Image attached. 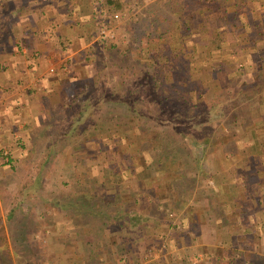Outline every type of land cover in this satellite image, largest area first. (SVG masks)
<instances>
[{
	"label": "rangeland",
	"instance_id": "rangeland-1",
	"mask_svg": "<svg viewBox=\"0 0 264 264\" xmlns=\"http://www.w3.org/2000/svg\"><path fill=\"white\" fill-rule=\"evenodd\" d=\"M108 1L92 0V11L99 4L110 13L120 15V19L112 24L116 38L108 42L100 41L94 22L93 36L89 39L91 48L82 57L85 69L67 77L65 89L68 102L50 105L46 111L32 107L28 115L30 125L27 138L18 142L12 166L0 167V244H9L7 251L0 248V264H91L89 250L83 248L84 245L79 247L86 230L81 238L75 232L74 219L79 211L75 207L56 209L52 202L56 194L61 201H70L75 195L95 194L113 202L116 200H112L111 195L119 191L114 187L122 180L127 189L121 191L128 196L127 200H130L131 192L135 198H143L140 202L143 206L137 207L138 210L146 212L145 208L154 204L153 211L158 206L160 213L156 214L154 221L143 223L145 228L141 235L145 243L141 241L136 245L129 240L127 244L122 241L124 233L107 229L104 239V243H108L107 249H114L119 244L126 245L131 252L135 250L134 255H144L143 264L150 261L147 253H158L162 249L163 252L165 249L175 250L180 264H264V232L233 233L234 229H228L221 238L224 244L211 250L214 257L207 258L209 262L206 263L199 215L191 216L196 228L185 234L183 228H173V219L177 218L172 210L167 211L168 199L173 205L177 198H174V193L180 197L181 192H187L193 199L200 197L203 182L200 183L193 176L199 172L203 174L204 168L199 169V164L214 153L215 148L194 146L191 143L195 142V137H198V142L206 139L209 143L213 141L216 142L214 145H221L228 132L223 131L225 134L221 135L215 129H219V126L231 129L230 125L235 122L232 112L236 106L233 108L229 102L230 110L226 107L222 118H218L223 122L204 118L200 122L201 127L207 128L204 131L200 126L185 124L188 127L183 131L187 136L186 146L190 145L189 149L182 150L185 147L184 135L177 133L173 129L174 122L172 124L170 121V117L176 116L174 109L180 105L190 103L198 111L209 108L214 99L232 101L231 88H224L225 79L214 66L217 57L211 55V45L219 40L221 47H232L233 32L220 33L213 26L216 19L212 22L209 18L191 20L198 31L193 33L194 36L187 33L182 43L185 59L189 63L172 58L166 65L150 66L148 46L149 43L159 42L160 35L156 29L158 23L148 8L161 0H141L140 5L131 2L122 11L105 5ZM168 28L169 24L164 23L163 36ZM136 37L144 44H139ZM199 43L204 45L203 51ZM179 45L178 42L174 47L178 48ZM63 52L67 54L66 50ZM240 69L243 71H238L234 76L236 85L248 81L245 77L247 70L242 66ZM125 97L130 100L129 104L119 101ZM133 106H136L138 114L132 113ZM84 108L85 119L73 125L72 122ZM64 134L68 135L64 137ZM181 162L186 169H192L185 178ZM142 166L154 167L152 178L145 181L143 190L136 175L137 169ZM159 171L163 175L155 176ZM176 175L181 178L177 181L170 178ZM76 200L77 197L73 199ZM82 223L87 224V230L93 224L96 230L101 224L98 218L88 216ZM90 234L93 232L89 231V236L85 238L88 241L92 240ZM187 238H192L194 244H198L195 245L197 250L186 247ZM117 251L114 262L100 259L98 264H125L122 261L124 256L121 257L125 253L120 249ZM201 252L203 256L199 255ZM222 253L226 255L224 259ZM137 259L141 257L137 256Z\"/></svg>",
	"mask_w": 264,
	"mask_h": 264
},
{
	"label": "crops",
	"instance_id": "crops-1",
	"mask_svg": "<svg viewBox=\"0 0 264 264\" xmlns=\"http://www.w3.org/2000/svg\"><path fill=\"white\" fill-rule=\"evenodd\" d=\"M213 2L219 7L213 26L222 34H234L232 47H221L217 40L209 54L217 57L216 71L225 79L224 88H231L232 101L237 102L232 112L236 123L224 130L228 134L221 145H200L215 148L199 164L203 174L193 176L203 182L200 197L174 193V204L170 199L166 202L167 211L172 210L177 218L173 219V228H183L185 234L196 228L191 216L199 215L206 263L207 258L214 257L211 250L224 244L221 238L228 229H234L233 233L264 232V0ZM92 7V0H0V147L8 149L12 159L18 142L27 138L31 108L46 111L50 105L68 102L67 77L85 69L82 57L91 48L89 39L95 27ZM241 66L248 72V81L236 85L234 76ZM162 175L159 171L155 176ZM170 178L177 181L181 176ZM111 198L123 202L128 196L114 192ZM141 199L136 198L139 202ZM159 213L158 206L151 212L136 208V221L130 226L131 233L136 232V245L143 242L145 220L154 221ZM186 243L194 249L198 245L192 238ZM119 249L125 253L121 256L123 263L143 264L144 255H134L135 250L131 252L123 244L104 250L101 260L114 262V253ZM146 255L150 258L148 264H180L175 250L150 251Z\"/></svg>",
	"mask_w": 264,
	"mask_h": 264
},
{
	"label": "trees",
	"instance_id": "trees-1",
	"mask_svg": "<svg viewBox=\"0 0 264 264\" xmlns=\"http://www.w3.org/2000/svg\"><path fill=\"white\" fill-rule=\"evenodd\" d=\"M135 3L137 5L141 4V0H109L108 2L105 3V5L112 6L114 10L117 11H122L124 7L128 3ZM149 13L151 16L157 21L158 25L156 26L157 33L160 35L159 36V42H154V44L149 43V65L153 66L156 64H167L172 58L175 59L176 61H180L181 63L188 62L187 59H185V48L182 46V43L186 40L187 33L190 34L191 36H194L193 33L198 31V27L192 26L191 20L194 21H202V19L209 18V21L212 22L213 17H215V13H218L219 7L215 5L213 0H161L160 2H157L153 5L150 6ZM207 15V16H205ZM209 16V17H208ZM164 23L169 24V28L165 36L162 35V26ZM151 27V25H150ZM177 33V34H176ZM150 34V33H149ZM178 34L180 38H178ZM197 34V33H196ZM198 36V35H197ZM190 38V37H189ZM194 39V38H193ZM136 41L139 44H144L138 41L136 37ZM179 42V47L176 48V44ZM176 43V44H175ZM197 45V44H196ZM199 45H201L199 43ZM204 45H201L200 47L203 48ZM183 57V58H182ZM183 60V61H182ZM147 62V66H148ZM183 62V63H184ZM189 63V62H188ZM187 63V64H188ZM163 80L161 79V83ZM157 84H160L159 82ZM231 97V95H230ZM169 99L171 102L172 99ZM233 99V97H232ZM72 101V100H71ZM70 101V102H71ZM121 102H127L128 104L130 103V100L125 97L123 100H119ZM228 101L226 100H212L210 102V107L209 108H203L201 110H196L193 105L186 104V105H180L177 108H175V118L170 117V121L174 122L173 129L177 131V133L184 135V141L185 142V147H182V150L189 149V145L186 146L187 141L185 134L183 133L184 130H186L187 126H200L201 120L204 118H208L210 120H215L218 123L223 122L222 115L225 113L226 107L230 110L231 106L233 105V108L235 107V104L237 103L236 100ZM231 106H229V103ZM232 102V103H231ZM71 107H73V104H69ZM133 110V114H138L136 110V106L131 107ZM80 116L74 119L72 122L73 125H78L82 123V121L86 117V108L81 110L79 113ZM143 115V114H141ZM155 118V117H153ZM163 123L165 121L161 120ZM206 121V120H205ZM187 124V126H184ZM217 125V124H216ZM201 127V126H200ZM188 128V127H187ZM201 129L207 130V128L201 127ZM213 128H209L211 130ZM225 128L223 126H219V129H215V132H219L220 134L223 133ZM225 134V133H224ZM68 134H64L63 136H67ZM222 135V134H221ZM207 138V137H206ZM208 141L203 140L198 142V137H195V142L193 141L191 144L194 146H200L202 144L207 143ZM216 142L211 141L210 144L213 146ZM181 146L184 144H180ZM188 155V154H187ZM191 155V153L189 154ZM182 160V158H181ZM13 164V159L11 156L6 158L3 162L0 163L1 166H12ZM180 166L183 169V175H185L189 170H192L191 168L184 167L183 162L180 163ZM154 167H140L137 169V178H139V182L142 183V190L145 189L144 186L146 185V180L152 178V170ZM125 170V169H124ZM90 181L88 182V184ZM148 183V182H147ZM115 189H118V192H122V189H127L125 187V182L123 180L119 183H117ZM144 185V186H143ZM136 193V192H135ZM78 198V200L73 201L74 198ZM131 198L130 200H125V202H119V201H107L104 197L98 196L96 197L95 194L93 195H87V194H80V195H75L73 199L61 201V198L55 197V200L53 203V206L58 209V208H65V209H75L77 208L78 214L77 217H75L74 221L76 222L75 229L76 233L78 236L81 238L82 237V232H84V235L82 239H80L79 243L81 242L82 244L79 247L86 248L89 250L90 253V258L91 259V264H98V261L102 258V252L107 249L108 243H104V239L107 236V229H110L111 231H121L124 233L122 235V239L124 242H127L129 240L133 241L136 239L135 235L136 234L135 230L133 231V234L130 231V226L136 221V216H135V211L136 208H141V203L136 200L135 194L130 195ZM70 198V197H69ZM90 200L88 203L87 200ZM143 201V199H142ZM143 206V205H142ZM75 207V208H74ZM154 204H150V207H146L145 210L146 212H151L153 210ZM157 207V206H156ZM155 207V208H156ZM90 217H96L100 220L101 224L97 227L96 230L95 227L96 225L93 224L92 227L87 230V224L82 223L84 219ZM146 219V218H145ZM146 221V220H145ZM87 222V221H86ZM89 226V225H88ZM89 231L93 232V234H90L92 237V240L88 241L85 238L89 236ZM128 244V242H127ZM8 243L5 242L3 244H0V248L4 249L7 251ZM4 247V248H3Z\"/></svg>",
	"mask_w": 264,
	"mask_h": 264
},
{
	"label": "built area",
	"instance_id": "built-area-1",
	"mask_svg": "<svg viewBox=\"0 0 264 264\" xmlns=\"http://www.w3.org/2000/svg\"><path fill=\"white\" fill-rule=\"evenodd\" d=\"M92 18L96 23L100 41L108 42L113 41L116 38L114 30L115 28L112 27V24L120 19V15L118 13H110L107 8L103 7L102 5L96 4ZM54 71L55 69L52 68L51 72ZM8 157V149L0 147V163Z\"/></svg>",
	"mask_w": 264,
	"mask_h": 264
}]
</instances>
